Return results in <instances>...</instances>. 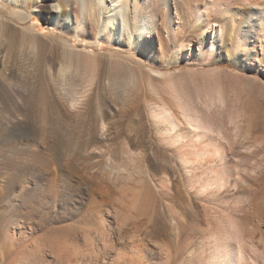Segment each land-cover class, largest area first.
I'll return each mask as SVG.
<instances>
[{
  "label": "rangeland",
  "instance_id": "374dc122",
  "mask_svg": "<svg viewBox=\"0 0 264 264\" xmlns=\"http://www.w3.org/2000/svg\"><path fill=\"white\" fill-rule=\"evenodd\" d=\"M140 1L147 7L139 8L135 24L153 12L162 44L156 40L143 53L111 41L88 52H64L52 44L59 60L64 54L68 85H86L90 74L102 77L99 90L91 93V108L52 114L44 105L35 111L27 103L22 109L0 108L5 264L30 259L37 264H211L214 253L215 264H264V199L255 195L264 179V17L250 7L237 11L242 1L230 2L226 21L234 26L232 37L213 40L211 29L193 30L197 18L212 23L227 4L204 10L197 0H187L171 20L166 4L172 0ZM250 1L264 9V0ZM243 18L248 19L249 56L241 54L236 65L225 50L241 38ZM29 25L40 35H58L40 17ZM17 49L8 66L21 77L19 90L29 99L35 91L30 82L42 81ZM128 77L135 79L133 85ZM162 108L178 119L173 134L163 133V125L150 116ZM180 108L197 110L203 122L221 130L222 141L217 135L213 144L192 137L180 125ZM91 129L105 139L89 143ZM37 159L41 162L33 163ZM61 237L64 248L53 255L49 242ZM67 250L76 254L69 258Z\"/></svg>",
  "mask_w": 264,
  "mask_h": 264
},
{
  "label": "bare ground",
  "instance_id": "6f19581e",
  "mask_svg": "<svg viewBox=\"0 0 264 264\" xmlns=\"http://www.w3.org/2000/svg\"><path fill=\"white\" fill-rule=\"evenodd\" d=\"M186 1L187 0H172V4H166L165 2L168 8L167 15L171 16V20L173 19L172 16L176 14V12H178V7L185 8ZM239 1H242L239 2L240 6H235L238 0H209V2L207 3L205 0H197V4L205 6L204 10H207V8L209 7L210 9H213L216 7V5L222 7H224V4L227 5L224 7V10L220 12V16L215 17L212 23L203 25L204 22L201 15H199L196 21L197 24L194 26L193 30L207 31L211 29V32L213 33V40H217L218 37L222 38V35L227 36L230 40V38L232 37V33L234 32L233 24L226 21L227 15H229V13L232 11V6L229 5L230 2L231 4L234 2V6L237 11L244 12L247 11V8L250 7V9L256 10V12L259 11V14L264 17V9L258 10L259 8H262L261 5L258 4L259 2L253 3V1L250 0ZM248 1L252 2L253 5ZM71 3H74L73 5L76 6V9L71 8ZM141 6L142 8H145L147 7V4L145 2H141L140 0H0V8L6 14V16L0 14V108L5 109L7 105H12L16 109H19L22 106L24 107V105H26L27 103L29 104V107L31 106L35 111H38V109H40L44 105L45 108L50 111V114H52L53 111L57 110L91 108V106L94 105L93 97H95L91 95V93L92 91H95L94 88L96 90H99V87L97 86L103 81L102 77L96 73L90 74V76H87L88 79L85 78L84 80V84L86 85L80 86V84H77L79 85L77 86L75 82L69 83V85L72 86L73 84H75L73 87H71L72 89L70 90V86L67 84V70L63 67L64 54L59 60L57 58V55H54L51 51L52 44H54L55 47L59 45L64 52H77L78 50L88 52L86 50L90 48V46L91 48H96L101 42L109 44L108 42L111 41L114 43V45H117L118 48H127L136 52L143 53L146 50L150 49L151 45L156 40H159L160 44H162V39L160 35L161 28L157 27L156 16L153 12H150L146 17L142 16L143 21L141 25L137 26L135 24L136 18L141 16L138 15V11ZM73 9H75L76 11L74 19L72 18L71 14V10ZM155 12L156 14H159V12H157V9ZM34 16L44 19L45 23L49 27H52L54 31L58 32V35H54L50 32L46 33L45 35L38 34L35 30V27L29 25V22L33 20ZM247 20L248 19L246 18H243L241 20L242 27L240 26L241 28L239 33L241 38L237 39V42L234 44L231 51H228L227 49L225 50L226 56L228 58L232 57V62L236 65H238L240 62L239 56L241 54H244L246 58L247 56H249V53L247 51V40L249 34ZM260 23L262 25V21ZM89 31H91L92 33H88ZM167 31L169 30L167 29ZM16 46L18 48L17 50L24 51L26 58L30 62L31 69L34 70L33 73L36 72L41 79L40 81H42V83L39 82L40 85H35L34 83L30 82V84H32L31 86L35 88V91L33 92L34 95L29 99L26 98L24 93L19 90L18 84L20 81L19 78L21 77H18L17 72L8 66L10 53L13 52ZM79 46H84V49H78ZM246 62L247 59H244V67L247 66ZM79 77L77 79H79ZM115 79L116 77L114 78V81ZM128 79L129 82H127ZM108 82L109 81L105 82V84H108ZM126 82L130 86L131 84H134L135 79L128 77ZM92 84H95V87L92 86ZM67 85L69 86V88ZM128 85L126 84V86ZM37 86H39L40 88ZM36 88L40 90L38 91ZM97 93L98 94H95L96 96L99 95L100 91ZM127 94V91L123 89L121 98L125 99ZM103 98V96L99 98L101 99L100 102L103 101ZM100 102L98 103L100 104ZM96 103L97 102H95V104ZM179 112L180 113L177 114L180 118L179 121H181L180 125H183L184 128H187L188 131L186 130V132H189L192 137L198 136L199 138H201V140L205 138L209 143L212 144L215 139L218 140V138H222L221 130L214 128L209 123L203 122L197 110L194 111L192 108H180ZM150 116L152 117V119H154V124H157L159 126L163 125L164 128H161L163 133L166 132L168 134H173L179 129V124H177L178 119L177 117V120L175 119L176 115H174L173 112L171 113L170 111L163 109V111L159 113L158 109H154L152 111V115L150 113ZM159 119H163L164 122L161 123ZM252 127V123L250 121L247 122L245 135H250ZM215 135H217V138L214 137L215 139L213 140V136ZM103 136L101 137L100 134L97 133V131H93L91 129L89 132V138L87 140L89 143L93 144L100 142V140L104 138ZM198 137H196V139ZM207 144L205 145L211 146ZM205 145L204 147H206ZM205 151L206 150H204V152ZM39 162H41V160L39 159L33 161V163ZM185 165L187 164L185 163ZM258 185V191L255 193V195L258 197L257 201H259L260 199H264V179L262 180V182H259ZM257 197L255 199H257ZM147 201H150V199ZM256 203L257 202L252 203L251 206L254 212L256 211V209H258L256 207ZM144 209H146V207ZM148 209L149 208H147L146 210ZM143 211L141 210L142 213ZM258 211L257 213H259ZM146 213L148 212L146 211ZM147 231L145 233H147ZM87 237H89L87 238L89 239V241L93 240L92 238L90 239L91 236L87 235ZM61 239L62 237L60 239L58 238L59 241L57 240V242L49 240L50 248L48 249H51L53 251V255L58 254L60 250L59 248L63 247V244H60ZM65 248L69 249L70 245H68V248L67 246H65ZM75 249L76 253L80 252L78 251L79 248ZM67 251L69 252L68 256L70 258V255L74 252V250H72L73 252H71V250ZM235 254L236 253L231 254L230 260L234 261ZM216 255L217 254L215 253L213 254V256L211 255V264H215V259L217 257ZM8 256L9 251L6 249V239L3 236L2 239H0V264H5V260ZM62 256L63 254L61 255V257ZM73 256L74 255L72 254V257ZM30 260H28V263L23 262L22 264H37L36 259L33 261ZM37 260L39 261L38 258Z\"/></svg>",
  "mask_w": 264,
  "mask_h": 264
}]
</instances>
